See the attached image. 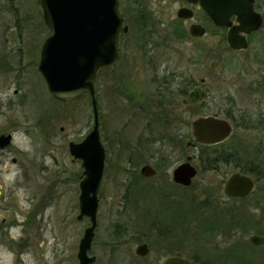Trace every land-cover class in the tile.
<instances>
[{"label":"rangeland","instance_id":"rangeland-1","mask_svg":"<svg viewBox=\"0 0 264 264\" xmlns=\"http://www.w3.org/2000/svg\"><path fill=\"white\" fill-rule=\"evenodd\" d=\"M120 1L130 30L121 41L124 60L117 71L100 80V126L109 142L105 139L107 162L99 187V224L91 249L97 260L93 264H162L172 254L191 257L205 249L202 257H207L210 251L221 253L240 244L244 247L239 259L224 264H249L254 254L249 244V236L255 233L251 224L257 217L254 213L264 206V178L257 180L245 200L228 198L223 192L224 181L239 167L228 162L214 170H202L208 162L204 155V159L194 157L201 170L191 188L174 184L171 173L185 161V155L169 139L157 145L160 150L156 155L138 149V135L145 122L133 114L137 109L122 104L128 96L137 100L140 92L152 91L155 69L166 75L173 68H185L189 42L185 32L190 21L177 16L183 1L137 0L138 6L136 0ZM38 4L37 0H0V57L6 55L10 61L8 71L2 70L5 63L0 68V134L12 132L14 141L11 148L0 149V223L6 220L0 226V264H79V244L90 219L77 218L84 168L68 147L70 141L82 140L92 129L93 109L87 95L60 103L40 77L41 45L51 32ZM145 49L151 51L146 55ZM103 83L119 85L116 88L120 87L122 103L114 94H102ZM170 121L169 128L176 131L177 122ZM178 126L184 130L183 123ZM46 138L55 144H48ZM13 157L18 162H13ZM251 157L241 155V164L249 163ZM147 162L156 168L160 163L161 168L157 177H146L137 185L136 191L142 195L135 209L132 198H127V185L133 173L141 175V167ZM53 180H59L58 184L52 185ZM183 198L184 204L176 203ZM194 201L202 204L200 214L205 219L190 225L205 232L204 242L188 239L181 248L171 249L177 245L176 235L182 232L179 226V230L168 227L173 225L172 214L180 209L191 219L194 211L189 204ZM154 218L162 223L157 226ZM158 229L167 230V235H159ZM28 237L31 244L20 247ZM143 241L149 243L150 252L141 257L135 248Z\"/></svg>","mask_w":264,"mask_h":264},{"label":"flooded vegetation","instance_id":"flooded-vegetation-1","mask_svg":"<svg viewBox=\"0 0 264 264\" xmlns=\"http://www.w3.org/2000/svg\"><path fill=\"white\" fill-rule=\"evenodd\" d=\"M182 1L181 7L191 9L190 16L183 19L186 22L190 21L185 32V38L189 39L185 48L187 49L185 68L183 70L173 68L170 73L165 72L166 75H161L159 70L155 69L152 91L140 92L142 94L137 100L128 96L126 97L128 99L124 100L125 103H122V92L120 87L116 88L118 84L103 83L102 94L105 97L114 94L117 102L119 100L126 106L125 108L137 109L133 114L145 122L138 135L141 143L138 149L156 155L160 150L157 145L165 144L164 141L169 139V142L180 150L179 153L185 155V159L191 157L189 160L198 171L194 180L201 170L195 156L204 159L203 156L206 155V160L219 157L215 164L202 165V170H214L222 163L235 162L240 172H264V0H251L253 10L256 12L254 24L258 26L249 31L240 28L238 15H232V26L221 27L210 18L201 4ZM195 24L204 27V34L192 33L191 27ZM233 28L236 29V35L247 43L245 46L234 48L229 44L227 36ZM192 40L196 41L195 46H192ZM110 73L112 72L100 73V77H107ZM162 80L169 81V84L163 83ZM99 91L97 96L100 95V98L102 90ZM194 91L200 92L199 103L192 100ZM160 94L167 100H160ZM199 116H215L227 120L231 126L230 133L221 141L212 144L197 141L194 138L193 121ZM164 119L166 121H163ZM172 119L177 122L176 131L169 128ZM179 122L184 124V130H179ZM61 128L64 130V127ZM101 134L104 136L102 129ZM104 137L109 142L107 137ZM46 140L48 144H55L52 138ZM13 144V139H10L9 144L4 148L0 145V149L6 150ZM241 155H251L249 163L241 164ZM17 160V157H13L12 161L18 162ZM250 176L254 177L255 186L259 178H264V174ZM194 180L186 187H192ZM58 182L59 180H53L52 185ZM227 197L241 200V197ZM262 209L260 207L261 211L254 213L257 217L253 224L249 221L255 232L251 235L264 237V206ZM235 210L233 207L232 212ZM33 213L28 215V219ZM4 222L5 219L0 226ZM31 229H34L32 225ZM250 236L249 244L253 246L254 254L250 255L249 264H261L264 259V239L261 243H254L250 241ZM29 240L32 242L31 238H25L19 246L24 247V244L30 243ZM256 250L258 252H255Z\"/></svg>","mask_w":264,"mask_h":264},{"label":"water","instance_id":"water-1","mask_svg":"<svg viewBox=\"0 0 264 264\" xmlns=\"http://www.w3.org/2000/svg\"><path fill=\"white\" fill-rule=\"evenodd\" d=\"M43 9L45 24L51 34L42 45L39 70L46 80L48 89L59 99L79 97L85 93L92 96L95 125L80 142H70V152L74 158L82 160L84 178L80 182V212L78 220L88 217L90 225L86 227L80 240L78 261L80 264H93L96 256L91 255L93 239L98 226L99 190L106 166V148L101 138L99 110L96 99L97 78L100 70H114L121 58V35L129 29L125 24L119 0H37ZM202 4L214 22L221 26L232 24V15H238L240 28L251 30L254 14L251 0H188ZM191 9L181 7L178 16L189 17ZM192 33L202 35L204 27L195 24ZM229 43L234 48L247 43L236 35L233 28L229 33ZM200 92L194 91L192 100L199 103ZM231 126L227 120L215 116H199L193 121L194 138L201 143H215L224 139ZM12 134H2L0 145L7 146ZM181 162L173 170V180L184 186L191 185L197 168L189 160ZM144 176L157 175L156 168L147 163L141 168ZM254 181L241 172L233 173L225 184L229 196L244 197L253 189ZM263 236L251 235L250 241L261 243ZM136 253L145 256L149 253V244L144 241L136 247ZM162 264H194L191 258L171 255Z\"/></svg>","mask_w":264,"mask_h":264},{"label":"trees","instance_id":"trees-1","mask_svg":"<svg viewBox=\"0 0 264 264\" xmlns=\"http://www.w3.org/2000/svg\"><path fill=\"white\" fill-rule=\"evenodd\" d=\"M136 2H138V3L135 6H138L139 5V1L136 0ZM142 22L143 21H140V25H142ZM152 36L153 37L156 36V38H158L156 34H154ZM149 51H151V49H147V50L145 49V54L147 55ZM7 62L9 63V60H8V58H6V55H4L3 58L0 57V68H2L4 63L6 64L5 68H7V65H8ZM162 82L166 83V84H169V81H167V80H162ZM160 100H167V98L162 97L161 94H160ZM218 158L217 157H212V160L209 159L206 164H215L216 161H218ZM156 164H157V167L160 169L161 168V164L160 163H156ZM255 173L257 175H263L264 174V172H261V171H256ZM131 176L132 177H131L128 185H127V194L126 195H127V198H129V197L132 198V202L134 204L132 207H134L135 209H138L139 208L138 199L140 198V195H142V194L139 191H136V188L138 187L137 185H139V183H141V181L145 180L146 178L142 177L141 175H139L137 173H133V175H131ZM154 178H151V179H154ZM184 189H186V188H184ZM161 195L164 196V198H163L164 201L167 200L166 195L164 193L161 194ZM183 195H185V194H183ZM176 203L184 204V198L183 199H179V201H176ZM195 203L196 202L194 201L192 204L191 203L189 204V205L192 206L193 211H194V213H192L191 219H190V214L183 215L180 209L175 211V214H172L173 215L172 218L174 220H172L171 224H173V225H169L168 227L171 229L172 226H175V228L178 229V226H179V228L182 230V232H180L181 235H179V234L176 235L177 236L176 237L177 245H175L176 246L175 248L172 246L171 249H176V248L179 249V248H181V246L185 243V240H188V239H192L194 242L197 241L198 239L199 240L201 239L202 242H204L202 236L204 235L205 232H201L200 233L199 226L194 228V227H192L190 225V224H192L195 221L199 222L202 219H205L204 215L200 214V212H201L200 209H202V204L201 203L195 204ZM205 203L207 204V202H205ZM229 212H231V211H229ZM154 222L156 223L157 226H159L158 224L162 223V221H160V219H156V218H154ZM166 231L162 232V230L158 229L159 235H162V236L167 235ZM116 233H118V232H116ZM211 234H213V233H211ZM243 247H244V245L240 244L239 247H237L235 245L234 246L232 245L231 248H229L228 250H225V251H223L221 253H216V252L210 251L209 254H207L208 255L207 257H202L203 256L202 254L206 253L207 250L200 249V250H198V255L197 256H191V258L194 260L195 264H224L228 260H232V261L238 260L239 259V255H238L239 251Z\"/></svg>","mask_w":264,"mask_h":264}]
</instances>
